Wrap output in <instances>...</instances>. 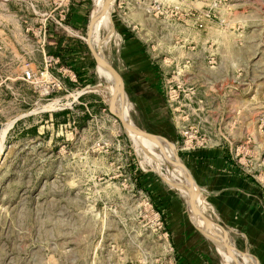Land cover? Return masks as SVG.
Returning <instances> with one entry per match:
<instances>
[{
  "label": "rangeland",
  "instance_id": "obj_1",
  "mask_svg": "<svg viewBox=\"0 0 264 264\" xmlns=\"http://www.w3.org/2000/svg\"><path fill=\"white\" fill-rule=\"evenodd\" d=\"M52 1L0 0V264H178L175 250L168 251L173 244L164 217L157 227L147 202L158 209L138 183L146 172L172 181L167 164L136 147L110 112L107 93L91 90L113 80L99 74L95 62L92 81L71 89L52 65L48 72L67 91L46 92L40 75L47 36L42 45L38 32L43 24L47 30L55 26L43 20ZM117 1L110 14L114 34L100 46L113 66ZM141 2L154 6L147 12L141 5L146 25L139 34L162 75L161 109L179 143L161 126H139L145 123L127 99L122 105L118 98L114 110L167 137L182 162L181 127L207 140L219 136L252 183L264 188V0ZM93 5L90 0L86 24ZM12 45L42 52V68L17 71L20 60L9 54ZM169 88L178 93L177 104L167 102ZM63 109L71 111L69 122L54 125L52 113ZM82 116L87 119L80 127ZM33 125L36 135L22 134ZM212 249L218 264H232L227 253Z\"/></svg>",
  "mask_w": 264,
  "mask_h": 264
},
{
  "label": "crops",
  "instance_id": "obj_2",
  "mask_svg": "<svg viewBox=\"0 0 264 264\" xmlns=\"http://www.w3.org/2000/svg\"><path fill=\"white\" fill-rule=\"evenodd\" d=\"M140 5L137 0H119L115 8H112L113 22L118 24L115 34L119 38L114 49V64L124 80L128 104L139 110V116L145 123L139 126H161L170 139L176 138L179 143L174 126L166 121L167 115L164 116V110L161 109L162 75L139 34L146 25ZM89 6L90 0H70L65 22L71 28V33L56 26H49L47 30L49 49L54 50L56 42L60 41L61 55L57 56L60 63L54 66V72L71 89L92 81V56L86 37H82L84 27L87 26ZM120 8L124 11L121 12ZM22 28L21 25L20 30ZM23 49L16 45L10 46L9 54L20 60L16 66L17 71L27 66L42 68V52L30 53ZM45 52L48 53L46 46ZM59 66L75 72L76 81L62 74ZM86 101L92 103L95 100L86 98ZM181 150L183 162L199 188L203 212L226 227L229 241L235 248L243 250V254L251 255L256 264H264L263 186L252 183L251 176L241 170L227 144L219 136L214 138L213 135L204 146ZM138 183L150 194L154 205L164 217L177 263L218 264L212 249L214 245L201 234L197 222L195 224L192 220L185 196L181 199L175 192L177 189L166 186L153 172L140 174ZM215 235L218 237L217 233ZM241 259L238 260L239 264H247L246 259Z\"/></svg>",
  "mask_w": 264,
  "mask_h": 264
},
{
  "label": "bare ground",
  "instance_id": "obj_3",
  "mask_svg": "<svg viewBox=\"0 0 264 264\" xmlns=\"http://www.w3.org/2000/svg\"><path fill=\"white\" fill-rule=\"evenodd\" d=\"M112 3H113V0H94V5L92 8V14H95V19H94V23L92 26L91 40H92L93 46L94 47L97 46L99 51H101L100 46L104 45L106 42H108L110 37L114 34V30H112V27H111V17H110ZM106 4H107L106 9L103 12L100 11L101 8L103 6H105ZM101 33H104V35L100 36ZM97 72L101 75L105 74L107 77L112 79L110 71L107 69L106 66H104L101 63L97 64ZM91 90H95V91L101 92V93H107V95L109 97L108 105H111V110L113 112H115V110H116V112L120 111L117 106H116L115 110H114L115 106L113 107L114 102L116 105L117 99L120 98V95L115 90V86H114L113 81H111L107 85L96 84V85L91 87ZM123 107H125V106H123ZM129 136L133 140L136 147H139L141 150L146 149L152 155L153 154L156 155V157H155L156 162L166 163L168 166H170L172 169L175 170V173L178 172L177 174L180 175L181 177H183V179L179 178L177 175H176L177 177H175L174 174L168 168V166L165 164H163V165H165V168L167 169L166 176H170V178L173 180L171 181V180L166 179L164 176L161 175V173L158 172L165 180H168L169 182L183 184V186H179V188H177V189H180L181 194L183 196H185L186 200L188 201V197H189L188 191L186 188H184V185L188 186V182L186 180V176L184 174V171L181 170L177 166H174L171 164L169 165L168 162H166V160H165V158H170L173 161L175 160L174 157H175L176 153H175L173 146L169 145L167 141H164V139L162 137H158L157 140H153V139H150V138H147L144 136L134 135L131 133H129ZM158 165H157V167H158ZM198 201L201 205L202 201H201L200 194L198 195ZM187 206L189 207V210L191 212L192 219L199 224L200 228H204L206 230L208 236L210 238H212V240L215 242L218 250H220L221 252H224L225 253L224 256L227 253L228 259L230 260V262H232V264H239L240 262L238 260H236V258H234V256H231L227 252L225 247L223 246L222 232H221L220 228H218L216 225H213V224H211V225L204 224V222H202L200 220V218L192 212V210L189 206V202L187 203ZM215 233L218 234V237H216ZM234 251H235V254H237L240 259L243 257L244 259L247 260L248 264H252L253 261L249 255H246L243 253L241 254V252H239V250H237V249H234Z\"/></svg>",
  "mask_w": 264,
  "mask_h": 264
},
{
  "label": "water",
  "instance_id": "obj_4",
  "mask_svg": "<svg viewBox=\"0 0 264 264\" xmlns=\"http://www.w3.org/2000/svg\"><path fill=\"white\" fill-rule=\"evenodd\" d=\"M107 7V4L105 6H103L101 8L100 11H104ZM94 19H95V14H90L89 17V21L87 24V30H86V44L87 47L90 51V54L92 56V58L94 59V61L96 62V64L101 63L104 66L107 67V69L110 71V74L112 76L113 79V83L115 86V90L116 92L120 95V100L122 105L124 104V100L126 99V91H125V84H124V80L120 74V72L117 70V68L115 66H113L106 58H104V56L100 53L99 49L97 47H94L91 41V32H92V26L94 23ZM110 108V112L115 116V118L117 120H119L121 126L123 127V129L125 130V132L127 133V135L129 136V133L134 134V135H139V136H144L153 140H157L158 137H162L164 138L169 145H174L172 142H170L168 140L167 137L165 136H161L149 131H146L145 129H142L140 127H138L137 125H135L134 123H132V121H130L126 115H124L123 111H119V112H113L111 110V105H109ZM174 161L170 158H165L166 162H168V164L170 165H174L179 167L181 170L184 171V174L186 176V180L188 182V186L184 185V188L187 189L188 191V201L189 202V206L192 210V212L197 215L200 220L202 222H204V224H208V225H216L218 228H220L221 232H222V243L223 246L225 247V249L227 250V252L231 255L234 256V258H236V260H240V258L238 257L237 254H235L234 251V246L233 244L229 241L228 238V230L226 229V227L215 221L214 219L210 218L209 216H207L202 208L201 205L198 201V195H199V188L196 184V182L194 181L191 173L189 172L188 168L186 167V165L182 162L181 158L178 156L177 152L175 154L174 157ZM161 177V176H160ZM162 178V177H161ZM162 180H164L166 183H168L170 186L174 187V188H179V186H183V184H178V183H174V182H169L165 179L162 178ZM197 228L199 229V231L201 232V234H203L210 242H212V244L216 247L217 246L215 244V242L212 240V238H210L208 236V234L206 233V230L204 228H200L197 226ZM241 252V251H239ZM242 254V252H241ZM237 255V256H236Z\"/></svg>",
  "mask_w": 264,
  "mask_h": 264
},
{
  "label": "built area",
  "instance_id": "obj_5",
  "mask_svg": "<svg viewBox=\"0 0 264 264\" xmlns=\"http://www.w3.org/2000/svg\"><path fill=\"white\" fill-rule=\"evenodd\" d=\"M115 0H113L114 2ZM119 1V0H118ZM139 3V0H137ZM141 5L145 4L143 2L139 3ZM53 8L50 10L48 13H44V21L47 19H50L53 21L56 27L64 30L66 33H71V28L66 24V17L69 11V5H70V0H53L52 1ZM140 5V6H141ZM154 9V6H150L149 4L145 7V10L147 12H151ZM39 38L41 40V44L44 45L46 41V36H47V29L45 25L43 24L42 29L39 30ZM60 59L57 56L47 54L45 55L44 59V68L45 71L41 72V81L43 82L44 86H46V92H48V89H64V84L63 82L59 79V77H56L48 72V68H50L52 65H59ZM58 69L62 74H65V76L75 82L76 81V74L72 70H69L63 66H59ZM44 75V76H43ZM25 76L27 79H30V74L28 72H25ZM66 90V89H64ZM67 91V90H66ZM167 95V102L169 104H177L178 102V93L175 92V90H169L166 91ZM180 134L182 135L183 139L181 142V149H193L196 147H201L204 146L207 143V138L205 136L199 137L197 135L196 130H192L191 128H185L181 127L180 128ZM153 219L155 220V224L157 227L161 228L163 225V220H162V215L158 210H153L152 205L147 202ZM164 235H167V231L165 230ZM168 251L171 253L174 251L173 246L169 243L168 244Z\"/></svg>",
  "mask_w": 264,
  "mask_h": 264
},
{
  "label": "trees",
  "instance_id": "obj_6",
  "mask_svg": "<svg viewBox=\"0 0 264 264\" xmlns=\"http://www.w3.org/2000/svg\"><path fill=\"white\" fill-rule=\"evenodd\" d=\"M59 45H60V41L58 40L56 42V46H55L54 50H51V49H49V47L46 46L47 52L50 53L51 55L60 57L61 53L59 50V47H60ZM92 62H93V64L95 63L94 59H92ZM70 112H71L70 110L63 109L62 111L52 113V119H53L52 123L54 125H58V123L68 122L69 121L68 113H70ZM45 116L48 117V114H45ZM86 119H87V116H82L80 121H78V126H80V127L83 126L85 124ZM37 127H38L37 125L30 126L29 128L24 129L22 131V134H24V135H26V134L36 135L38 133Z\"/></svg>",
  "mask_w": 264,
  "mask_h": 264
}]
</instances>
